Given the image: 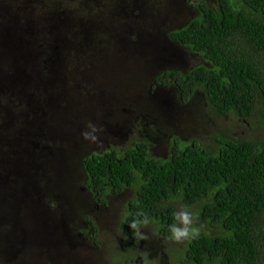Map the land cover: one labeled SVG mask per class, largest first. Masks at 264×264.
Listing matches in <instances>:
<instances>
[{"label": "trees", "instance_id": "1", "mask_svg": "<svg viewBox=\"0 0 264 264\" xmlns=\"http://www.w3.org/2000/svg\"><path fill=\"white\" fill-rule=\"evenodd\" d=\"M47 5V1L33 0L32 11L38 28L44 26L43 21H46L45 25L48 23L47 14L42 11ZM101 6L100 2L90 7L82 5L88 10ZM117 7L115 0L114 9ZM193 7L197 15L186 25L168 30L165 36L168 43L187 50L199 60L188 73L177 69L160 72L157 68L145 73L149 66L144 64L139 77L117 81L115 71L119 65L115 68V58L101 52L102 47H90L84 42L75 44L76 35L80 33L74 30L68 38L76 49L84 52L80 61L85 63L84 70L79 72L73 68L67 71L64 83L60 78L64 73H57L59 83L52 89L44 88L52 91L48 94L53 100L66 93L72 83H78V89L83 90L79 92L80 96L86 93L90 98H101L100 89H90L87 84L95 83L100 88L103 79L109 80L115 93L132 87H138L142 93L141 80L143 85L151 82L154 95L172 86L177 87L185 99L200 93L211 119L207 127L194 128L197 132L193 131V134L198 133L201 137H191L187 142L178 136L166 138L170 142L167 158L155 157L148 140H133L123 150L115 146L100 152L87 151L86 146L72 144L64 155L58 150L51 151V167L59 171L57 176L46 173L29 182L36 174L28 172L23 192L32 194V188L33 192L34 188H40V196L51 211L58 207L62 210L64 215L58 223L63 221L65 226L69 225L66 231L70 229V240L90 243L97 250L103 246L99 240L98 222L101 219L98 214L100 211L115 212V200L129 198L123 203L124 211L118 225L120 237L125 242L121 256H125L124 264L126 260H131L130 264H135V260L140 264H152L140 253L135 256L127 254L150 246V241L134 235V230L129 227L141 211L151 219L148 225L155 228V242L157 245L168 244L175 264H264V0H214L213 5L198 2ZM99 12L97 16H85L82 12L78 22L81 26L88 22L90 36L103 38V33L99 32H102L100 29L109 31V19L105 27L102 20L106 18L103 14L106 11ZM91 17L100 26L93 25ZM5 19L7 23L10 18ZM2 20L0 14V23ZM0 36L14 39L20 34L14 27L9 31L6 28V32L0 31ZM46 40V36L40 38L39 34L36 35L31 42L37 52L35 58L20 63L18 84H27L21 91L25 95L31 89V85L28 86L32 80L30 70L35 67L36 59L49 54ZM4 43L6 48L10 44L9 40ZM15 45L17 48L12 57L18 59L22 55V42ZM54 51L59 53L57 47ZM157 51L160 52L158 46ZM122 53H118L117 59H128L120 56ZM146 53L147 50L140 51L142 56ZM134 55L133 60H141L139 53ZM1 59L5 69L11 72L10 61ZM51 62L52 67L58 64ZM149 63L151 65L152 61ZM67 83L68 88L62 90ZM13 93L12 98L18 100L20 94ZM141 112H145L144 109ZM68 113L72 117L81 115L74 110ZM217 118L227 122L229 128L218 127ZM73 120L75 122V118ZM241 122L257 133V138L234 136L231 128ZM91 126L85 133H89ZM76 166L79 171L75 170ZM181 205H187L198 218L201 233L198 239L177 243L169 239L168 226L174 222L173 214ZM25 212L20 211V214ZM14 220L11 236L20 241L19 236H24L28 227H21V220V223ZM115 264H120L119 259Z\"/></svg>", "mask_w": 264, "mask_h": 264}, {"label": "rangeland", "instance_id": "2", "mask_svg": "<svg viewBox=\"0 0 264 264\" xmlns=\"http://www.w3.org/2000/svg\"><path fill=\"white\" fill-rule=\"evenodd\" d=\"M13 1L0 0V14L3 16L0 31L6 32V28L9 31L16 27L20 34L19 38L14 39L0 36V252L3 258L6 253L4 259L9 264H115L118 259L120 264H124L125 256H121L125 242L120 237L118 225L124 211L123 203L129 198L115 200V212H97L101 219L98 222L101 231L99 240L103 242V246L97 250L90 243L70 240V229L66 231L69 225L65 226L63 221L58 223L64 215L62 210L58 207L51 211L40 196V188H34V192L32 188V194L23 192L27 174L32 171L36 174L29 182H34L35 178L46 173L57 176L59 171L51 167V151L58 150L64 155L72 144L86 146L87 151L100 152L115 146L123 150L133 140H148L152 144L150 151L155 157L167 158L170 142L166 138L178 136L187 142L191 137H201L198 133L193 134V131L197 132L194 128H205L211 122L203 96L196 93L185 99L173 86L154 95L151 82L143 85L141 79L142 93L138 87L121 89L115 93L108 79H103L100 88L95 83L87 84L90 89H100L101 98H90L86 93L80 96L79 92L83 90L78 89V83L70 84L69 90L67 83L61 88L67 89V92L53 100L48 94L52 91L44 87L52 89L59 83L57 73H64L60 77L64 83L67 71L73 68L79 72L84 70L85 63L80 61L85 54L74 46L82 42L90 47H102L101 52L115 58V68L119 65L115 71L117 81L139 77L144 64L149 66L145 73L156 68L160 72L188 69L184 66L186 62L197 64L194 58L188 56L187 50L169 44L165 36L168 30L185 25L195 16L193 6L198 4V0H189L186 5L183 0H116V9L115 0H44L48 5L42 11L47 14L48 23L45 25L46 21H43L44 26L40 28L32 11L33 0H25L29 4L23 5L18 0V6L16 3L13 5ZM97 2L103 6L94 7L91 11L82 7H90ZM99 11H106L103 13L106 18L102 20L104 26L109 19V31L99 28L103 38L90 36L92 33L88 32V22L85 26L78 22L82 12L85 16H97V13H101ZM5 17L10 18L7 23ZM90 21L98 27L99 24L92 17ZM59 30L60 34H57ZM74 30L80 34L76 35L75 44H72L68 37ZM38 34L40 38L47 37L46 47L50 56L44 54L36 59L35 67L30 70L32 80L28 86L31 85V89L25 95L21 91L27 84H18V78L21 77L20 63L35 58L33 56L37 52L31 42ZM7 40L10 44L6 48L4 42L7 43ZM19 41L22 42V55L14 59L15 44ZM55 47L59 53H55ZM37 50L40 52L38 47ZM146 50L147 53L142 56L140 51L144 53ZM119 52H123L120 56H127L128 59L118 60ZM136 53H139L144 63L133 60ZM1 58L10 61L11 72L5 69ZM51 61L58 64L52 67ZM14 91L20 94L18 100L12 98ZM142 109L145 112H141ZM70 110L81 115L72 117L68 113ZM216 122L218 127L224 129L230 126L219 118ZM89 125H92L88 130L90 138L86 139L84 133ZM231 131L242 139L257 138V133H253L242 122L231 128ZM75 170L79 171V166ZM20 211L26 212L20 214ZM9 216L11 220H7ZM14 219L18 223L21 220V227H28L24 236H19L20 241L11 236ZM140 233L146 236L147 242L150 241L151 247H140L136 253L147 256L148 262L152 264H175L168 244L158 242L157 245L155 242L153 226L141 227ZM132 252L127 254L131 255Z\"/></svg>", "mask_w": 264, "mask_h": 264}, {"label": "clouds", "instance_id": "3", "mask_svg": "<svg viewBox=\"0 0 264 264\" xmlns=\"http://www.w3.org/2000/svg\"><path fill=\"white\" fill-rule=\"evenodd\" d=\"M169 44H173V43H169ZM84 136L86 139L90 138L89 133H84ZM91 138L95 139V137H91ZM139 217H143V219H140ZM197 219L198 218L189 209L187 205H181L179 210H177L173 214L174 222L168 226V231L170 234L169 239L177 243L198 239L201 233V229L197 223ZM150 222H151L150 217L146 213L141 211L137 213V218L133 219L129 223V227L130 229L134 230V235H140L141 238H145L143 237V234L140 233V228L142 226H147ZM135 251L132 252L130 256L132 255L135 256L136 254H139L136 253ZM140 254L142 255V253ZM130 256H127V258H129ZM130 262L131 260H126L125 264L128 263L130 264ZM135 263H137V260H135Z\"/></svg>", "mask_w": 264, "mask_h": 264}, {"label": "flooded vegetation", "instance_id": "4", "mask_svg": "<svg viewBox=\"0 0 264 264\" xmlns=\"http://www.w3.org/2000/svg\"><path fill=\"white\" fill-rule=\"evenodd\" d=\"M17 0H15V2H16ZM25 0H21V2H24ZM186 1H187V3H189V0H183V2L185 3V4H187L186 3ZM14 2V1H13ZM198 2H201V3H204V4H206V5H210L211 3L213 4L214 3V0H198ZM17 5L16 6H18L19 4L18 3H16ZM7 5H8V3H7ZM197 15V13L195 12V16ZM189 21V20H188ZM188 21H186L185 22V25L188 23ZM171 30V29H170ZM171 43V42H170ZM188 56L189 57H193L194 58V61L198 64L199 63V60L197 59V57L195 56V55H189L188 54ZM184 66L185 67H187L188 69H180V72L181 73H188L190 70H192L195 66H196V64H192V65H190L189 63H185L184 64ZM185 70V71H184ZM36 85V84H35ZM49 234V233H48ZM5 256H6V253L4 254V258H5ZM3 258V256H2V252H0V263H2V264H5L6 263V261H5V259ZM140 262L141 263H144L143 262V260L140 258Z\"/></svg>", "mask_w": 264, "mask_h": 264}]
</instances>
